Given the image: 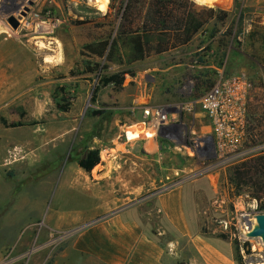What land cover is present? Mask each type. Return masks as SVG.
<instances>
[{
  "label": "rangeland",
  "instance_id": "374dc122",
  "mask_svg": "<svg viewBox=\"0 0 264 264\" xmlns=\"http://www.w3.org/2000/svg\"><path fill=\"white\" fill-rule=\"evenodd\" d=\"M126 1L108 0L100 10L94 0H0V264H75L73 253L61 254L86 225L64 220L78 208L99 210L92 220L113 212L96 209L103 202L90 192L99 190L112 205L125 179L111 175L107 183L106 167L134 171L109 161L127 154L132 141H145L133 138L143 127L144 102L167 112L169 123L155 135L142 129L155 180L130 202L156 228L155 194L182 185L202 232L221 238L236 264H264V244L241 230V214L263 210L264 192L234 174L250 169L255 177L264 156V0H179L205 21L199 32L131 63L93 52L116 36ZM232 74L248 78L251 99L241 154L224 158L196 101ZM94 148L100 162L86 172L76 161Z\"/></svg>",
  "mask_w": 264,
  "mask_h": 264
},
{
  "label": "crops",
  "instance_id": "0c3cea01",
  "mask_svg": "<svg viewBox=\"0 0 264 264\" xmlns=\"http://www.w3.org/2000/svg\"><path fill=\"white\" fill-rule=\"evenodd\" d=\"M137 138L145 141H132L126 149L127 154L113 155L116 158L110 156L109 161V165L115 161L129 163L134 171L129 175L121 174L117 169V172L108 173L106 167L101 175L107 183L111 175L116 179H125L121 182L123 187H119L120 192H117L119 195L111 198L112 205L99 190L90 192L103 202L96 205V209L106 211L109 208L113 212L92 220L98 217L99 210L81 212L82 208H78L80 212L65 218L64 221L70 225L79 223L86 226L74 235L61 256L66 259L69 253H73L75 264H236L226 243L221 238L205 234L196 224L199 215L192 201L186 200L182 185L155 194L160 225L155 228L148 224L150 218L144 220L138 209L140 204L130 201L136 194L153 186L154 169L150 166L154 158L152 151L146 148L148 138L143 133ZM140 148L143 154L137 151ZM134 178H140V181L133 183ZM107 187L111 194H115L113 186ZM87 188L93 190L90 186Z\"/></svg>",
  "mask_w": 264,
  "mask_h": 264
},
{
  "label": "trees",
  "instance_id": "16d2710c",
  "mask_svg": "<svg viewBox=\"0 0 264 264\" xmlns=\"http://www.w3.org/2000/svg\"><path fill=\"white\" fill-rule=\"evenodd\" d=\"M209 12L212 18L214 10L209 9ZM223 14L221 20L227 16ZM204 22L194 9L181 5L179 0H127L122 6L116 36L110 43H101L100 51L95 49L93 52L103 57L107 50L108 60H115L117 55L119 61L131 63L188 42ZM256 161L255 177L251 176L250 169L241 171L236 168L234 174L239 181L247 178L258 191L264 192V156ZM99 162L100 153L96 148L87 149L76 161L86 172H91ZM236 262L244 264L237 258Z\"/></svg>",
  "mask_w": 264,
  "mask_h": 264
},
{
  "label": "built area",
  "instance_id": "2783aa9c",
  "mask_svg": "<svg viewBox=\"0 0 264 264\" xmlns=\"http://www.w3.org/2000/svg\"><path fill=\"white\" fill-rule=\"evenodd\" d=\"M250 89L251 83L243 74L222 76L196 101L209 119L215 143L224 153V158L241 154L239 147L247 134ZM140 108L143 115L141 123L152 134H158L169 123L168 114L163 109L146 102L140 104ZM255 211L251 208L252 217L241 214V219L244 215L248 217V223L242 219L243 232L251 229Z\"/></svg>",
  "mask_w": 264,
  "mask_h": 264
},
{
  "label": "water",
  "instance_id": "95a60500",
  "mask_svg": "<svg viewBox=\"0 0 264 264\" xmlns=\"http://www.w3.org/2000/svg\"><path fill=\"white\" fill-rule=\"evenodd\" d=\"M9 21L13 27L18 26V19L15 17H10ZM253 218L251 229L244 231L243 234L246 237L259 238L262 244H264V207L263 210H256Z\"/></svg>",
  "mask_w": 264,
  "mask_h": 264
},
{
  "label": "bare ground",
  "instance_id": "6f19581e",
  "mask_svg": "<svg viewBox=\"0 0 264 264\" xmlns=\"http://www.w3.org/2000/svg\"><path fill=\"white\" fill-rule=\"evenodd\" d=\"M94 2L97 4V7L100 9V10H105L106 8H107V2H108V0H94ZM26 6H22V9L19 11V14H18V16L17 17H22V12L23 11H26L25 8ZM16 13H18V12H16ZM12 16H13V14H12ZM13 17H15V18H17L16 16H13ZM28 17V16H27ZM25 23V22H24ZM26 24V23H25ZM40 25V24H39ZM42 25V24H41ZM37 27V26H36ZM40 27V26H39ZM41 28V30H46V28L45 27H40ZM39 28V29H40ZM29 31V30H28ZM11 37V36H10ZM14 37V36H13ZM12 38V37H11ZM13 54V52L12 51H8L7 50V55H9V56H11ZM141 129H145V127H144V125H143V127L141 126ZM143 132V131H142ZM242 219L245 221V223H248V217L246 216V215H244L243 217H242Z\"/></svg>",
  "mask_w": 264,
  "mask_h": 264
},
{
  "label": "flooded vegetation",
  "instance_id": "af4514ba",
  "mask_svg": "<svg viewBox=\"0 0 264 264\" xmlns=\"http://www.w3.org/2000/svg\"><path fill=\"white\" fill-rule=\"evenodd\" d=\"M138 133H137V136L136 137H133V138H137L140 134H141V132H142V129L140 128V130L139 131H137Z\"/></svg>",
  "mask_w": 264,
  "mask_h": 264
}]
</instances>
